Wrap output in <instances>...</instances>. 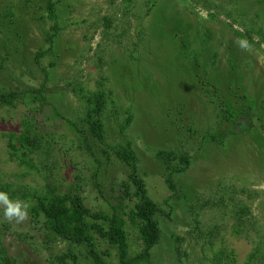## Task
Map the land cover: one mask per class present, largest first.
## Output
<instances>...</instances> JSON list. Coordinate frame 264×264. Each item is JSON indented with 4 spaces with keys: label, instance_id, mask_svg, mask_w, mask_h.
I'll use <instances>...</instances> for the list:
<instances>
[{
    "label": "rangeland",
    "instance_id": "obj_1",
    "mask_svg": "<svg viewBox=\"0 0 264 264\" xmlns=\"http://www.w3.org/2000/svg\"><path fill=\"white\" fill-rule=\"evenodd\" d=\"M47 1L0 0V93L44 86L47 103L35 112L38 103L24 98L13 108L0 104L1 183L30 192L80 190L86 207L109 213L128 171L108 148L90 136L85 142L78 133L86 132L85 104L71 92L74 87L95 92L103 85L114 101L103 114L106 147L131 144L148 197L169 214L157 216L161 234L151 264H216L223 248L233 252V261L223 263L246 264L255 246L231 234V211L242 190L252 195L248 200L239 193L258 221L254 239L261 243L251 264H264V136L256 116L249 130L215 145L206 139V132L226 129H216L209 103L224 101L227 88L236 94L237 81L248 94L247 109L264 121V106L257 110L264 103V44L257 49L238 38V31H264V0H58L55 22L48 19ZM48 49L38 60L37 53ZM207 84L216 85L219 94ZM233 99L231 105L238 103ZM30 118L43 142L32 168L10 159L6 138ZM159 150L192 157L187 172L173 177L175 194L163 180L165 169L155 157ZM11 201L30 206L27 200ZM4 207L0 203V264H54L55 256L68 251L76 263L67 264H92L82 249L46 240L28 213L23 220L9 219ZM215 226L221 229L209 245L206 234ZM128 243L130 255L140 251L130 228ZM99 250L109 255L108 264H116L114 249L101 245Z\"/></svg>",
    "mask_w": 264,
    "mask_h": 264
},
{
    "label": "trees",
    "instance_id": "obj_2",
    "mask_svg": "<svg viewBox=\"0 0 264 264\" xmlns=\"http://www.w3.org/2000/svg\"><path fill=\"white\" fill-rule=\"evenodd\" d=\"M156 1L148 0V3H155ZM57 3H59L58 0L56 2L48 0L46 4L47 16L52 22L56 20L55 6ZM52 32L46 38L49 45H53V40L56 36L55 27L52 28ZM241 34L243 33L238 31V38L242 41L246 38L249 47L260 49L262 44H264V31L261 28L256 31L253 29L247 30L243 36ZM251 34L257 36L259 41L254 43ZM47 52H49V49L47 51H39L37 59L39 60ZM214 58H216V55ZM248 66L250 67V65ZM242 68V65L238 66V70ZM207 86L212 87L214 93L219 94L216 85L207 84ZM236 86L238 87L236 88V94L232 93L231 88H227L228 95H224V101L209 103L216 113V129L220 128L221 125L226 127L225 132L220 131L221 134H218L219 131H216V134L206 132V139L214 145L218 144L217 139L221 138L223 140L228 134L251 129L252 118H255V116L262 136H264L263 118L259 116L260 113L258 111L255 114L251 112V109H247L248 94L245 92L241 81H237ZM102 87L103 85L95 92L89 93H85L84 89L74 87L71 92L78 101H82L85 104L82 121L86 125V132L81 133L78 131V133L81 134L85 142L90 136L99 144L108 148L115 159L128 171L126 180L122 181L119 186L118 192L120 195L117 198V203L114 205L109 204L110 212L93 211L86 207L80 190L60 194L58 189L46 187L42 192H30L19 187L2 184L0 181V192L7 193L10 200H27L30 203L27 209L30 222L34 225H40L46 240L52 244L61 243L82 249L85 257L92 264H108L105 258H109V255L100 252L99 247L101 245L115 250L116 264H151V251L158 245L161 234L157 216L161 215L168 218L169 214H164L160 206L148 197L145 181L139 174V161L131 144L106 147L103 114L106 107L109 104H113L114 101L112 100V92L102 90ZM263 88L264 85L262 84L260 90ZM20 98H24L30 103H38L36 108L31 109L33 112L37 111L38 108H45L47 105L44 97V86L22 93H0V104L13 108L15 103L21 100ZM231 98H238V103L234 101L235 103L231 105L232 100L231 102L228 101ZM255 98L256 100L258 98L259 100L262 99L260 94H256ZM263 106L264 103L260 102L257 105V110L261 111ZM234 113H238L236 118L233 116ZM32 120L33 118L24 120L18 133H11L6 136L10 159L21 166L30 168L33 167V158L43 151L42 136L33 125ZM235 124L238 125V128L233 127ZM129 125L130 120H127L125 128ZM125 128L122 127V130ZM228 128L231 131L226 133ZM87 150L91 152L90 148H87ZM101 154L106 158L108 157V153L104 150L101 151ZM91 155H93L92 152ZM155 157L165 169L163 180L167 188L172 194H175L176 186L173 177L187 172L190 168L192 157L188 154H178L174 151L164 150H159ZM95 187L98 194L103 196V190L99 182L95 181ZM239 193L246 196L248 200L252 199V195L247 194L245 190L238 191V204H234L231 211L233 217L231 234L238 240H243L255 246L248 257L249 261L246 263L251 264V261L257 259L256 256L261 251V243L258 245L254 239V235L257 236L259 234L258 221ZM219 202L223 203L222 198L219 199ZM206 206L204 204L200 208L202 209ZM213 206L216 207L218 205L213 204ZM195 223L197 224V221ZM129 228L137 232V239L141 246L140 251L133 256L129 253ZM220 229V227L215 226L206 234L207 244L212 245V240L219 234ZM198 237L201 239L200 236ZM232 256V251L229 252L226 248H223L215 256L216 264H225L223 263L225 261L231 262L233 261ZM69 260L72 263H76V257L71 251L55 256L54 264H67Z\"/></svg>",
    "mask_w": 264,
    "mask_h": 264
},
{
    "label": "clouds",
    "instance_id": "obj_3",
    "mask_svg": "<svg viewBox=\"0 0 264 264\" xmlns=\"http://www.w3.org/2000/svg\"><path fill=\"white\" fill-rule=\"evenodd\" d=\"M245 47V44L241 45L242 49ZM0 203L5 206L4 215L9 219L15 217L17 220H23L26 218L28 206L26 204L22 205L20 201H11L7 193L0 192Z\"/></svg>",
    "mask_w": 264,
    "mask_h": 264
}]
</instances>
